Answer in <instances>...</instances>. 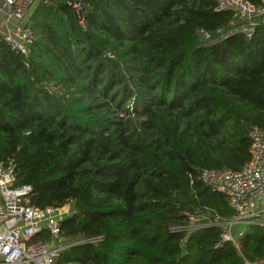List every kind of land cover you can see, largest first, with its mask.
I'll return each mask as SVG.
<instances>
[{
    "label": "trees",
    "instance_id": "16d2710c",
    "mask_svg": "<svg viewBox=\"0 0 264 264\" xmlns=\"http://www.w3.org/2000/svg\"><path fill=\"white\" fill-rule=\"evenodd\" d=\"M36 1L27 57L0 34V164L28 204L72 206L56 264H264L259 226L239 250L190 232L235 215L199 174L242 171L264 131V14L203 45L232 20L216 0H84V26L67 0Z\"/></svg>",
    "mask_w": 264,
    "mask_h": 264
},
{
    "label": "built area",
    "instance_id": "2783aa9c",
    "mask_svg": "<svg viewBox=\"0 0 264 264\" xmlns=\"http://www.w3.org/2000/svg\"><path fill=\"white\" fill-rule=\"evenodd\" d=\"M218 10L232 14L229 25L214 37L203 35V44H216L236 35L251 37L257 26L256 18L264 8H256L245 0H216ZM66 5L84 26V0H67ZM36 0H0V26L3 41L16 54L27 57L29 47L37 41L31 20ZM252 141L250 163L240 172L203 171L198 180L213 191L226 195L235 215L229 220L190 217V232L201 228L218 227L222 241L239 250L244 234L259 226L264 229V131L250 130ZM32 193L29 185H16L13 165L0 164V264H56L59 254L68 246L61 236V225L74 214L70 204L40 209L28 204ZM44 232L49 239L35 241ZM252 264V263H246ZM263 264V263H257Z\"/></svg>",
    "mask_w": 264,
    "mask_h": 264
},
{
    "label": "water",
    "instance_id": "95a60500",
    "mask_svg": "<svg viewBox=\"0 0 264 264\" xmlns=\"http://www.w3.org/2000/svg\"><path fill=\"white\" fill-rule=\"evenodd\" d=\"M209 41H210V39H205V40L202 41V44H205V43H207V42H209ZM185 249H186V248L184 247V248H183V252L185 251Z\"/></svg>",
    "mask_w": 264,
    "mask_h": 264
},
{
    "label": "rangeland",
    "instance_id": "374dc122",
    "mask_svg": "<svg viewBox=\"0 0 264 264\" xmlns=\"http://www.w3.org/2000/svg\"><path fill=\"white\" fill-rule=\"evenodd\" d=\"M37 1H36V5H37ZM1 23V22H0ZM0 34H4V30L2 29V27L0 26Z\"/></svg>",
    "mask_w": 264,
    "mask_h": 264
}]
</instances>
